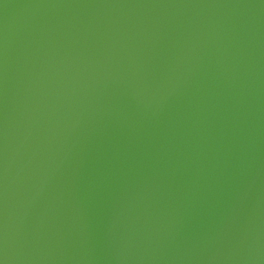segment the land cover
Masks as SVG:
<instances>
[{"label": "water", "instance_id": "1", "mask_svg": "<svg viewBox=\"0 0 264 264\" xmlns=\"http://www.w3.org/2000/svg\"><path fill=\"white\" fill-rule=\"evenodd\" d=\"M4 2V264H264V0Z\"/></svg>", "mask_w": 264, "mask_h": 264}, {"label": "snow or ice", "instance_id": "2", "mask_svg": "<svg viewBox=\"0 0 264 264\" xmlns=\"http://www.w3.org/2000/svg\"><path fill=\"white\" fill-rule=\"evenodd\" d=\"M4 0H0V4H4ZM51 6L62 7H90L94 6L92 0H63L61 3H55ZM7 101V75H6V37L2 30H0V223H2L3 216L6 211L4 201V191L6 188V171L3 166V147L5 141V127L4 116ZM6 256L3 255L2 248H0V264H4Z\"/></svg>", "mask_w": 264, "mask_h": 264}]
</instances>
